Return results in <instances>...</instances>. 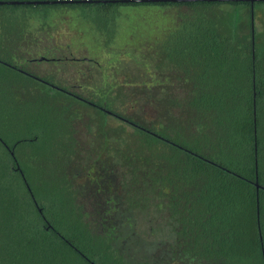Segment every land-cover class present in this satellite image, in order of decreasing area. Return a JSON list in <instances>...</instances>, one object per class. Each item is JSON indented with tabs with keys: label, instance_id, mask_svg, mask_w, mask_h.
I'll list each match as a JSON object with an SVG mask.
<instances>
[{
	"label": "trees",
	"instance_id": "16d2710c",
	"mask_svg": "<svg viewBox=\"0 0 264 264\" xmlns=\"http://www.w3.org/2000/svg\"><path fill=\"white\" fill-rule=\"evenodd\" d=\"M218 3L222 2L0 7L24 10L22 23L33 18L45 23L52 13L77 10L108 39L118 29L122 5L187 7L157 42L192 84L176 104L192 114L189 132L178 120L177 126L166 131L145 127L101 102L62 89L128 124L147 137V143L162 145V160L151 162L148 171L138 167L134 171H139L137 178L144 173L153 179L158 195L170 200L182 239L173 253L179 264H264V47L257 40L256 2L253 6L230 2L249 6L250 37L245 40L221 28L211 13V6ZM8 62L22 77L35 78ZM41 81L53 85L50 80ZM47 110L52 112L51 107ZM59 121L54 141L62 134ZM49 132L48 123L42 122L40 128L27 129L15 139L0 135V264H126L127 244L123 247L118 240L129 242L128 237L130 241L134 237L126 235L113 218L110 204L115 197L107 193L108 170L96 175L100 181L96 178L90 190H72L63 176L43 181L44 186L36 179L35 184L32 169L36 164L30 156L26 160V149L36 144V148L44 147V155L52 150L54 156L59 148L55 151L49 142ZM119 179L123 186L125 177ZM127 209L131 208L117 213ZM111 220L115 225L108 231ZM167 249L159 247L137 264H164Z\"/></svg>",
	"mask_w": 264,
	"mask_h": 264
},
{
	"label": "rangeland",
	"instance_id": "374dc122",
	"mask_svg": "<svg viewBox=\"0 0 264 264\" xmlns=\"http://www.w3.org/2000/svg\"><path fill=\"white\" fill-rule=\"evenodd\" d=\"M255 6L257 40L263 48L264 1ZM119 9L122 14L118 29L108 39L77 10L52 13L45 23L36 18L22 23L24 10L0 7V135L6 140L15 139L27 129L36 130L42 122L48 123V140L55 151L59 150L51 156L52 150L44 155V147L36 148V144L26 149V160L30 156L36 164L32 169L35 184L36 179L44 186L43 181L54 182L63 176L72 190H90L96 175L108 170L111 178L107 193L115 197L110 204L113 218L126 235L134 237L131 241L128 237L129 242L118 240L123 247L127 244L126 264L142 262L159 247L169 250L164 264H179L173 253L182 239L170 200L158 195L153 179L144 173L136 177L140 170L148 171L151 162L163 159L162 145L147 143L148 138L128 124L62 89L101 102L145 127L166 131L177 126L178 120L189 132L192 114L176 104L192 84L157 42L188 8L122 5ZM211 13L228 34L240 40L250 37L246 3L214 4ZM41 57L47 59L41 61ZM8 61L53 85L22 77L8 66ZM7 73L12 77L8 78ZM58 120L63 125L62 134L54 141ZM10 127L17 131L7 130ZM136 167L140 168L138 172L134 171ZM120 176L125 177L123 186ZM126 208L131 209L117 213ZM115 222L108 223V231Z\"/></svg>",
	"mask_w": 264,
	"mask_h": 264
},
{
	"label": "water",
	"instance_id": "95a60500",
	"mask_svg": "<svg viewBox=\"0 0 264 264\" xmlns=\"http://www.w3.org/2000/svg\"><path fill=\"white\" fill-rule=\"evenodd\" d=\"M250 2L252 6L255 2L264 0H0V5H53V4H67V3H158V2ZM254 15V13H253ZM254 19V16H252ZM253 39L255 37L254 24L252 25ZM47 58L41 57L40 60Z\"/></svg>",
	"mask_w": 264,
	"mask_h": 264
},
{
	"label": "flooded vegetation",
	"instance_id": "af4514ba",
	"mask_svg": "<svg viewBox=\"0 0 264 264\" xmlns=\"http://www.w3.org/2000/svg\"><path fill=\"white\" fill-rule=\"evenodd\" d=\"M35 79H37V80H44V79H40V78L38 79L36 76H35Z\"/></svg>",
	"mask_w": 264,
	"mask_h": 264
},
{
	"label": "snow or ice",
	"instance_id": "6c2138e0",
	"mask_svg": "<svg viewBox=\"0 0 264 264\" xmlns=\"http://www.w3.org/2000/svg\"><path fill=\"white\" fill-rule=\"evenodd\" d=\"M93 172H95V169H93Z\"/></svg>",
	"mask_w": 264,
	"mask_h": 264
}]
</instances>
